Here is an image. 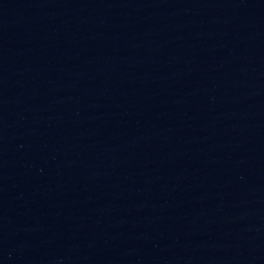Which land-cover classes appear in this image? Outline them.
<instances>
[{"label":"water","instance_id":"obj_1","mask_svg":"<svg viewBox=\"0 0 264 264\" xmlns=\"http://www.w3.org/2000/svg\"><path fill=\"white\" fill-rule=\"evenodd\" d=\"M0 264H264V0H0Z\"/></svg>","mask_w":264,"mask_h":264}]
</instances>
